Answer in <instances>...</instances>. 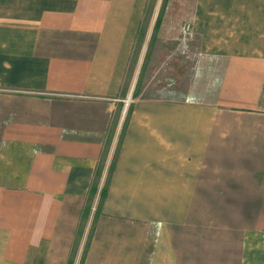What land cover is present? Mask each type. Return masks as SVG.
Segmentation results:
<instances>
[{
  "label": "crops",
  "instance_id": "obj_1",
  "mask_svg": "<svg viewBox=\"0 0 264 264\" xmlns=\"http://www.w3.org/2000/svg\"><path fill=\"white\" fill-rule=\"evenodd\" d=\"M162 3L0 0V264H264V0Z\"/></svg>",
  "mask_w": 264,
  "mask_h": 264
},
{
  "label": "rangeland",
  "instance_id": "obj_2",
  "mask_svg": "<svg viewBox=\"0 0 264 264\" xmlns=\"http://www.w3.org/2000/svg\"><path fill=\"white\" fill-rule=\"evenodd\" d=\"M136 46H139L138 45V42H137ZM131 67H132V65H130L129 70L131 69ZM0 181L6 182V183H9V184H16L20 180H9V179H5V180H0ZM100 198H101V195H100ZM99 202H100V199L99 200H95L94 199V200H92V202L89 203V205L87 206V209H85L83 218L85 220H87V221L89 220L88 223L91 222V220L93 219L94 213L96 212V209H97V207L99 205ZM85 230H87V232H88L87 234L89 235L90 227L85 228ZM87 239L85 240V244L87 242ZM85 244H84V246H85ZM83 252H84V250H83ZM70 264H72V263H70Z\"/></svg>",
  "mask_w": 264,
  "mask_h": 264
},
{
  "label": "trees",
  "instance_id": "obj_3",
  "mask_svg": "<svg viewBox=\"0 0 264 264\" xmlns=\"http://www.w3.org/2000/svg\"><path fill=\"white\" fill-rule=\"evenodd\" d=\"M167 0H163V7L165 6V3H166ZM159 23H160V15L158 16L156 22H155V26H154V31H157L158 27H159ZM106 194V190L105 189H102L101 192H100V195H101V198L104 197Z\"/></svg>",
  "mask_w": 264,
  "mask_h": 264
},
{
  "label": "built area",
  "instance_id": "obj_4",
  "mask_svg": "<svg viewBox=\"0 0 264 264\" xmlns=\"http://www.w3.org/2000/svg\"><path fill=\"white\" fill-rule=\"evenodd\" d=\"M128 101H129V98L127 99V101H126V103H125V106H124V112H125V110H126V107L128 106Z\"/></svg>",
  "mask_w": 264,
  "mask_h": 264
}]
</instances>
